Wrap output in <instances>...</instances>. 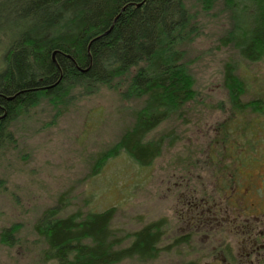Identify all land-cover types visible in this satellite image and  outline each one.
I'll use <instances>...</instances> for the list:
<instances>
[{
  "label": "rangeland",
  "instance_id": "obj_1",
  "mask_svg": "<svg viewBox=\"0 0 264 264\" xmlns=\"http://www.w3.org/2000/svg\"><path fill=\"white\" fill-rule=\"evenodd\" d=\"M183 1L193 16L194 31L182 48L196 97L149 133L147 139L162 140L161 153L151 164H137L120 150L109 157L144 109V101L129 97L125 89L75 88L58 103L42 98L8 123L10 136L0 142V264H50L37 224L52 208L62 216L114 208L112 228L123 246L131 243L134 232L162 222L156 256L116 264H195L199 244L180 237L186 224L175 184L192 174L189 185L198 176L207 183L214 160L209 155H224V144L210 146L215 128L234 109L224 80L229 66L245 85L240 102L259 104L258 111L244 112V120L264 114V59H246L228 41L234 21L224 0H215L210 8L200 0ZM14 4L20 3L0 0V39L3 34L20 37L25 29L13 15ZM242 8L239 20L245 21ZM106 155L109 159L102 163ZM6 229L8 239L3 237Z\"/></svg>",
  "mask_w": 264,
  "mask_h": 264
},
{
  "label": "trees",
  "instance_id": "obj_2",
  "mask_svg": "<svg viewBox=\"0 0 264 264\" xmlns=\"http://www.w3.org/2000/svg\"><path fill=\"white\" fill-rule=\"evenodd\" d=\"M14 1L20 4H14L13 15L25 29L20 37L3 34L0 39L5 45L0 55V142L10 136L8 123L42 98L58 103L75 88L116 87L143 100L144 109L109 157L120 150L137 164H151L161 153L162 140L147 139L149 133L196 97L182 48L194 31L184 1L6 0ZM224 1L234 21L228 41L244 58L264 59V0ZM247 1L257 7L249 9ZM214 2L200 0L205 8ZM241 5L247 22L239 20ZM233 72L229 66L224 73L233 112L258 111V102H240L245 85ZM114 213L110 208L62 216L55 208L47 210L37 229L46 238L50 264H116L154 257L163 240L162 222L134 232L131 243L123 246L112 228ZM10 235L3 231L5 239Z\"/></svg>",
  "mask_w": 264,
  "mask_h": 264
},
{
  "label": "flooded vegetation",
  "instance_id": "obj_3",
  "mask_svg": "<svg viewBox=\"0 0 264 264\" xmlns=\"http://www.w3.org/2000/svg\"><path fill=\"white\" fill-rule=\"evenodd\" d=\"M244 116L232 112L215 128L210 148L224 144L225 155H209L207 183L198 176L189 185L192 174L175 184L180 237L199 244L195 264H264V117Z\"/></svg>",
  "mask_w": 264,
  "mask_h": 264
}]
</instances>
